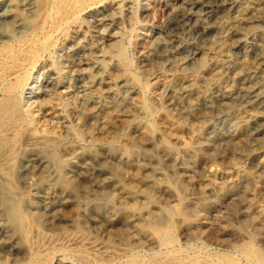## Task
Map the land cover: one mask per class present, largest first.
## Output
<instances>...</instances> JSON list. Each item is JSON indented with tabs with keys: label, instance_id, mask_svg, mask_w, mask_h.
<instances>
[{
	"label": "bare ground",
	"instance_id": "6f19581e",
	"mask_svg": "<svg viewBox=\"0 0 264 264\" xmlns=\"http://www.w3.org/2000/svg\"><path fill=\"white\" fill-rule=\"evenodd\" d=\"M106 1L0 0V219L9 227L8 230L0 228L1 237L5 240L12 236L18 238V244L26 255V261L18 264H38L47 258L60 264L62 262L57 256L66 252L75 256L73 260L76 262L71 264L87 262L88 255L92 258L117 257L120 252H127L126 249L116 252L104 247L103 250V246L98 247V243L94 244L87 236L63 237L62 234L63 238H59L37 228V224L60 216V212L68 206L76 216L87 211L98 213L101 206L96 195H100L112 208L111 213L104 217L106 224L128 223L119 234L122 239L136 237L139 242L151 241L159 249L171 251L163 256L157 255L158 252L140 255L128 251V264H164L161 258H166L165 264H264V251L252 243L243 240L232 244L229 239L221 237L222 234H232L227 232L231 223L212 229L211 223L196 222L199 209L193 205L188 207L184 198H180L179 204L168 207L158 205L155 192L164 191L170 195L173 193L171 184L181 176L177 172L166 177L162 175L164 181L156 183L149 175L151 171L158 173L159 170L154 165H145L143 161V156L155 158V153L174 160L177 151L181 150L186 157L185 169L190 171L189 179L201 184L202 177L192 168L212 155L218 140L213 139L211 147L199 144L198 149L190 150L182 135L196 125L191 122L186 124L184 120L204 117L211 110L232 114L236 112V105L254 106V111L247 117L233 120L234 133L229 134V141L237 142L241 150L235 156L247 163L236 168L231 186L257 179L263 184L260 188L264 189V155L242 148L250 129L256 130L258 125H264V0H179L181 5L164 21L162 30L165 34L190 33L193 55L188 61H191L195 57L200 58L208 47L206 35L211 34L219 19L228 13L231 21L225 28V35L230 38L228 48L233 49L229 57L213 61L201 79L184 71L186 61L176 56L175 51L165 50L161 54L169 61L172 58L174 72L171 78L179 81L177 92L164 87L166 94L162 92L161 95L163 107H167L168 113L160 114L162 123L159 129L169 135L168 140L159 134L158 128L132 123L134 117L131 112L114 116V123L106 126L100 139L90 147L61 146L25 132L28 123H33V120L29 121L23 113L20 95L27 80L32 77V69L48 48L51 37L61 33L83 11ZM80 62L83 61L78 60ZM119 82L124 90V99L135 92V86L130 85L128 80L122 78ZM92 108L88 110L86 100L78 120L80 126L87 128V112L90 113ZM117 124L127 128L121 131L120 142L116 141ZM58 153L77 160L73 171L59 162ZM25 155L39 158L37 169L46 172L52 166L55 170L53 178L44 180L46 191L41 197L43 213L36 210L31 197L19 192L15 186V181H19L22 175L20 161ZM136 182L141 183V187L136 186ZM49 193L69 194L71 201H49ZM166 219L173 222L169 228H164ZM251 222L257 226L256 219H251ZM173 226L181 232L185 231V237L192 234L199 242L208 240L209 246L196 254L174 248ZM249 235L252 236L251 233ZM225 244H229L245 263L235 259L227 248L220 247Z\"/></svg>",
	"mask_w": 264,
	"mask_h": 264
},
{
	"label": "rangeland",
	"instance_id": "374dc122",
	"mask_svg": "<svg viewBox=\"0 0 264 264\" xmlns=\"http://www.w3.org/2000/svg\"><path fill=\"white\" fill-rule=\"evenodd\" d=\"M180 5L179 0H107L83 11L61 33L52 36L48 48L32 69V77H29L20 95L23 113L29 121L33 120V123H28L25 132L28 131L37 138L52 140L61 146L90 147L100 139L105 127L114 123V116L124 115L126 112L133 114L132 123L159 129L162 123L160 114L168 113L161 99L162 92L166 94L164 87H169L174 92L179 89V81L171 78L174 72L172 58L169 61L161 54L165 50L175 51L176 56L186 61L184 71L201 79L213 61L229 57L233 53V49L228 48L230 38L225 35V28L231 21L230 14L226 13L219 19L212 33L206 35L208 47L203 50L200 58L188 61L193 55L190 33L181 32L173 36L162 30L165 20ZM78 60L83 62L78 63ZM122 78L136 88L125 99L124 90L119 85V79ZM86 100L88 110L93 107L90 113L87 112V128L78 124ZM235 110L232 114L211 110L204 117L184 120L186 124L191 122L196 125V128L185 131L182 135L190 150H196L202 145L211 147L212 140H218L212 155L192 168L194 173L202 177L201 184L189 179L190 171L185 169L186 157L181 150L177 151V158L174 160L162 153H155V158L143 156V161L145 165H154L159 170L158 173L147 170L156 183L164 181L162 175L166 177L177 172L181 176L171 184L173 193L170 195L164 191L155 192L158 205L168 207L179 204L180 198H184L188 207H198L199 218L196 222L201 220L206 225L211 223L212 229L231 223V229L227 232L231 231L232 234H222L221 237L229 239L232 244L247 240L264 251V189L260 188L263 184L252 179L231 186L236 168L247 163L235 156L241 150L237 142L229 141V134L234 133L233 120L236 117H247L254 111V106L236 105ZM125 128L126 126L118 124L115 127V131L118 130L117 142H120L119 135L127 129ZM256 128H251L250 133L246 134L242 148H250L254 154L264 155V125ZM159 134L164 135L166 140L169 139V135L160 129ZM22 157V175L19 181H15L16 189L31 197L36 210L43 213L41 197L46 191L44 180L53 178L55 170L52 166L46 172L37 169L40 160L35 155ZM72 157L57 154L59 162L65 164L69 171H73V166L77 164V160ZM248 165L252 166L251 163ZM136 186L141 187V183L136 182ZM47 197L49 201L62 202L71 201L72 196L49 193ZM96 199L101 206L98 213L87 211L76 216L68 206L60 212V216L49 219L50 222L47 220L37 224V228L59 238L87 236L94 244L98 243V247L103 246V250L107 247L106 250L112 249L110 251L120 252L118 249L122 248L127 251L120 252L114 258H92L88 255L87 262L82 264H128V251H135L140 255L158 252L159 256L171 252L159 249L151 241L139 242L136 237L122 239L119 234L128 223L120 221L112 226L106 224L104 217L111 213L112 208L100 195H96ZM253 218L256 219L257 226L251 222ZM166 220L164 228H169L173 222ZM0 228L9 229L2 219ZM172 230L174 248L196 254L209 246L206 239L202 243L196 235L185 237V231L181 232L175 226ZM18 242L16 236L5 240L0 234V264L26 261L25 252ZM220 247L227 248L235 259L245 263L229 244ZM57 257L62 262L60 264L76 262L73 260L74 254L70 252L61 253ZM165 259L161 258L164 264ZM38 264L55 263L47 258L40 260Z\"/></svg>",
	"mask_w": 264,
	"mask_h": 264
}]
</instances>
